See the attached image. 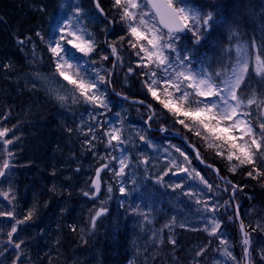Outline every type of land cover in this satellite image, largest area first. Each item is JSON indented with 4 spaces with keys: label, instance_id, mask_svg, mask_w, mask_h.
Wrapping results in <instances>:
<instances>
[{
    "label": "trees",
    "instance_id": "1",
    "mask_svg": "<svg viewBox=\"0 0 264 264\" xmlns=\"http://www.w3.org/2000/svg\"><path fill=\"white\" fill-rule=\"evenodd\" d=\"M60 1L0 0V21H3L2 23L0 22V26L4 30L3 35H1V42L4 46L0 52V68L3 71L12 72L14 69L24 68L30 63L31 65H35L33 56L38 55L43 58L42 61L44 63L49 65L50 69L45 73H51L59 77L55 73V65L50 59V53L47 51L46 43L58 39L59 32L57 30V24L68 15L66 8ZM71 1L69 0V2ZM77 2L83 12L80 23L87 28L88 32L93 34L97 48L92 56L84 58L74 56L72 49H69L67 57H69L72 63L80 65L82 75L86 74L91 77L95 72L99 71L107 78L111 62L110 60L104 61L101 59L103 55H108L102 45V37L104 34L103 26L107 27V25L98 18L90 0H77ZM111 3L112 0H102L106 11L110 12L109 18L113 21V30L110 35L112 43L116 42L120 35L125 34L126 29L118 22L117 11L111 9ZM206 8L211 9L214 18L211 22V31L205 33V40L195 45V47L193 45L192 48L188 40L183 39L180 42L181 51L191 52L193 60H202L203 64L213 68L211 69L213 72L218 69L223 71L224 69L221 66L223 64L231 65L232 60L228 58L232 51L238 50L240 44L248 50L252 57H254L253 44L256 46H264V0H212L211 6H206ZM22 31H25L23 37L30 36L32 38V43L23 46V51H21V46L14 47L17 35ZM37 32L41 33L44 38L43 40L35 35ZM33 45H35V54H33ZM118 47L120 55L123 58V65L116 66L114 75L112 76V85L115 91L141 99L147 103L150 101L156 109L155 122L151 126L159 128L161 125H164L167 128L171 126L176 128V130L182 133L196 147L205 162L220 170L219 174L221 177L225 178L227 176L233 184L244 186L240 193L249 195L254 208L264 216V187H262L264 181L247 177L246 173L248 168H238L232 176H229L228 162L226 160L215 155L212 157L204 156L203 153L207 152L205 142L193 133L183 129L181 125L175 124L174 118L166 113L159 104L151 100L150 95L143 86V77L138 75L142 69L136 67L137 57L132 54V50L127 47V43L125 42L122 46L118 45ZM229 48L231 51L227 53L225 50ZM93 59L95 63L92 62ZM7 64H10L11 67L6 69L4 65ZM129 67L133 69V78L126 76L129 73ZM249 72L252 73L251 68ZM65 83L67 84V81ZM101 87L106 91L110 104V110H105V115L98 117L101 122H105L104 129L98 128L92 121L91 114L98 113L100 110L94 109L90 105L76 104L67 109H60L35 94L18 93L10 83L8 85L2 84V79H0V121L3 119V116L8 117L9 114L14 112L20 113L25 111L28 112L27 116L31 113L33 114V119L42 117L45 113L48 116L49 123L57 128L56 133L65 137L61 138L54 133L40 147L35 144L36 137L25 139L21 145H16L21 148H26V153L23 156H19L17 153L14 154L13 162L15 166L11 169V173L6 178H0V192L11 191L15 196V200L9 204L8 201L0 197V211L14 210L16 216L22 219L31 208H34L37 211L36 214L41 217L42 224H38L35 221L30 226L28 223L19 226L17 234L13 237L15 242H19V239L22 237L20 236V228H24V230L26 228L32 229V236L35 239H32L31 244L27 248L23 246L18 251L13 245L7 243V233L10 231V225L13 221L6 217H0V264H21V262L22 264H49L50 261H54L56 264H64V261H66L65 251L67 245H77V243L85 242L93 248L92 243L96 241L107 242L111 245L104 255L105 257L108 255V260L104 262V259L94 264H172L173 262L187 264V248L193 242L200 240L201 235L199 233L186 232L181 229H177L172 233V239L176 241L175 246L166 240L167 237L163 233L158 236L159 243L155 248L150 243L145 245V247H148V254L150 253L147 257L140 259L136 255L129 247L127 233L136 232L137 227L141 226L143 228L141 229L143 236L141 240L144 241L147 238V226L144 224L139 225L137 219H130L131 213L126 211L129 203L122 207L121 196L115 195L118 191L116 186L113 188L112 196L106 207L108 209L107 213L113 212L116 215L121 213L120 215L123 216L125 221L124 223L129 225L135 224V227L124 229L120 225L112 228V233L101 234L102 224H100V221L98 222L99 219L96 221L95 226V228L97 226L99 227L98 233L90 226V218L95 213L96 205L94 201L88 200L83 195V192L89 189V184L87 174L85 175L83 173L81 166L87 164L90 171H92L106 162L105 160L98 159V156H106L108 151L105 145L100 142L101 139H106V137H103L102 132L110 129V126L115 124L117 108L119 105H122L121 102H118L109 94L105 85ZM41 105H45L43 112L39 108ZM31 109H34V112ZM146 114L147 112L143 108L135 107V119L139 116L145 117ZM89 124H92L95 135L100 138L93 141L95 148L92 151H89L86 145V141L90 137L81 132V129L87 132ZM0 127L2 126L0 125ZM69 129H71V132H69ZM19 135L20 133L16 134V131H14L8 134L7 138L15 139ZM18 142L19 139L15 140L12 145L8 146L9 149L15 146V144H18ZM54 146H57V149ZM66 150H68V153H71L70 158H68V154L66 156L63 155ZM2 151V144H0V152ZM52 152H55L57 155L51 157L49 154ZM113 154L117 155L118 152L115 151ZM60 157L63 162H66L65 166L79 169L78 172L80 174L75 175L78 177L72 176L74 178L73 180L68 179L69 176H66L50 184L51 175H54L60 169L57 162ZM107 162L116 166L112 161ZM109 173L107 170L101 173L104 184L107 181L114 182L115 180L111 173L109 176L107 175ZM206 173L214 184L220 185L209 171L206 170ZM16 178L21 179L22 182L14 186L13 181ZM25 179H27L26 182ZM111 184L114 185L113 183ZM36 186H41L44 190L46 189L45 186H49L52 195L57 200H61L65 204V207L78 205L77 208H80V205L84 204L87 208L84 210L87 212L86 215H82L79 211H74V209H61L59 211L60 217L58 219H62V221H58L52 231L56 233L57 237L62 234L65 235L60 239L57 238L56 241L48 242L45 239L44 242V238L42 237V234L49 227V222L44 223L45 218L43 217L47 211V204L44 198L48 197L45 194L36 192ZM61 201H53L51 203L57 205ZM102 207L105 206L102 205ZM19 208H22L24 215L20 214V211L18 212ZM67 213H73L78 220H67L65 218ZM157 221H161L160 217L159 219L156 218L154 223ZM83 224L85 226H81ZM73 228H75V231H73ZM229 232V235L232 237L234 235L233 230H229ZM122 235L125 237H122ZM88 238L89 241L87 242ZM38 242H44L43 247L42 249L36 250V260L34 262H28L22 254V251L29 250ZM61 243H64V248H62ZM234 251L237 254L236 245H234ZM18 254L20 255V261H16ZM89 258L87 256L83 260L87 262Z\"/></svg>",
    "mask_w": 264,
    "mask_h": 264
},
{
    "label": "snow or ice",
    "instance_id": "2",
    "mask_svg": "<svg viewBox=\"0 0 264 264\" xmlns=\"http://www.w3.org/2000/svg\"><path fill=\"white\" fill-rule=\"evenodd\" d=\"M93 3L99 16L103 17L108 24H112L113 21L109 18L110 12L106 11L102 0H93ZM111 9L117 11L118 22L126 29L125 34L120 35L116 42L108 45L111 48V56L115 57L113 67L123 65V58L120 55L118 45L122 46L126 42L127 47L132 50V54L137 57L136 67L142 69L138 75L143 77V86L151 100L171 115L175 124L181 125L183 129L201 138L207 148L213 150L215 156L226 160L230 172L235 173L238 168H248L247 177L264 181V107H262L264 106V97L258 99L255 92L246 95L245 78L249 71L250 57L247 53L238 56L237 65L233 67L231 74L221 78L222 73L219 71L214 75L193 71L191 52H182L178 48L181 34L185 32L191 33L195 44H200L205 33L211 31V22L214 18L212 11L201 15L199 9L186 5L184 0H112ZM82 15V9L76 7L74 11L75 22L73 19H69L58 29V39L46 43L50 59L55 65V73L67 81V85L72 86L68 88L65 85H60L53 90V95L61 104L70 101L71 104L90 105L92 108L100 110L98 113L91 114V117L98 128L104 129L105 122H101L98 117L105 115V110H110V104L107 93L101 86L110 84L111 80L99 71L91 77L86 74L82 75L80 65L70 62L67 58L69 49L75 50L76 53L84 57H90L96 52L97 44L93 34L88 32L87 28L80 23ZM35 35L41 40L44 39L40 32ZM17 43L23 51V46L32 43V38L30 36L18 37ZM252 47L254 49L255 74L264 76V46L253 44ZM225 51L230 53L231 49ZM239 51L240 49H238V53ZM33 54H35V45H33ZM101 59L107 61L109 56L103 55ZM92 62L95 63V60L93 59ZM10 67V64L4 65L6 69ZM128 72H133L132 67H129ZM108 75L111 76L112 73L109 72ZM218 78L219 82H217ZM116 95L120 94L116 93ZM139 103L149 110L145 123L150 128L151 124L155 122L156 109L150 101L146 104L144 101ZM252 106L261 111H253ZM7 118V116H3V119ZM254 120L256 121L255 124L253 123ZM257 127L258 131L256 130ZM158 130L164 133L167 131V127L161 125ZM11 131L13 129L0 127V144L3 148V151L0 152V178H6L15 166L13 162L14 153L8 146L12 145L19 137L7 138ZM81 132L90 137L86 141V145L87 149L92 151L95 148L93 141L100 139L95 135L92 124H89L87 132H84L83 129ZM102 135L106 139H101L100 142L105 145L108 151L106 156H98V159L106 162L95 170L94 178L90 182L94 191L83 192L85 197L92 199H95L101 191L102 172L107 170L116 178L124 177L128 174L126 169H129L133 163L130 154H123L129 140L123 135L121 127L106 129ZM138 140L149 148L154 147L146 135L138 134ZM115 151H120L121 156L114 155ZM175 152L183 157L184 162L191 164L188 154L178 147L175 148ZM196 159L203 163L198 151L196 152ZM107 161H116L118 165L113 166ZM136 162L138 165L147 166L149 164L147 158H141ZM208 167L213 166L208 165ZM213 170L219 175L220 170L218 168H213ZM169 174L173 176L184 174L185 178L189 180L198 178L200 184L204 185L209 192L213 191L214 186L199 171L190 170L184 163L176 159L167 161L162 174L156 178L155 182L163 184L164 178ZM226 183L232 185L233 199L236 192L242 191L244 187L233 184L231 181H226ZM168 187L172 191L183 190L184 184L181 181L174 185L169 184ZM112 191L113 187L109 184L107 192L110 194ZM224 191L227 192L229 189L225 188ZM119 192L122 196L127 195L124 186H119ZM183 195L192 198L197 194L192 190H187L183 191ZM0 197L8 201L9 204L15 200L11 191L0 192ZM194 203L202 205L203 213L211 214L204 217L203 231L209 237L219 239L220 245H227L228 241L219 235L224 222L218 219L216 214L220 207L229 206L228 202L225 201L223 205H220L213 203L210 199L196 198ZM132 211L136 212V209L134 208ZM107 212L106 207H99L90 218V226L94 229L96 221L101 216L106 215ZM139 214L145 215L147 218L145 213ZM0 217H6L13 221L10 225V231L7 233V243L13 245L16 250H21L24 242H15L13 237L17 234L20 225L33 219L34 210H29L22 219L16 216L14 210L0 211ZM233 218L239 219L238 206H236L233 214L228 216L230 221ZM255 230V228L252 229V231ZM240 231L243 234V259L249 261L251 259V233L245 230L243 220L240 221ZM169 243L173 246L176 245L174 239H169ZM210 243L211 241H209V245ZM206 250L207 248H203L197 251L196 255L201 256ZM224 255L231 256L227 247L224 249ZM259 255L260 259L264 261V249L260 250ZM232 259L236 260L235 257ZM16 261H20L19 254L16 256ZM236 264H239V261H236Z\"/></svg>",
    "mask_w": 264,
    "mask_h": 264
},
{
    "label": "rangeland",
    "instance_id": "3",
    "mask_svg": "<svg viewBox=\"0 0 264 264\" xmlns=\"http://www.w3.org/2000/svg\"><path fill=\"white\" fill-rule=\"evenodd\" d=\"M60 3L66 8L67 12L70 13L68 14V17L64 19V21L62 20L57 24V30L63 24L67 23L69 17L74 14L75 8L79 7L77 0H72L71 2H69V0H61ZM0 22L2 23L3 21ZM238 49H240L239 53L238 50L233 51L231 65L223 64L221 67L224 70H217L222 73L221 78H223L225 75H230L233 67L237 65L238 56H242L245 54L246 51L242 45H240ZM192 62L193 71L209 73V71L205 69V67H202L200 64L195 63L194 61ZM250 68L252 70L254 80L259 77L264 81V76H258L255 74L254 58L251 62V65H249V69ZM9 81H11V85L18 93H31L42 96L47 100V102L54 103L55 105H58L62 108L76 105L71 104L70 101L68 103L61 104L55 99L53 90L57 89L60 85H65L63 80L59 79V77L52 75L47 76L43 73L38 72H26L17 74ZM246 95L250 94L246 93ZM252 110L255 112H260V109H256L255 106H252ZM137 121L138 122L136 123H132L129 117L126 118L123 113H119L117 117L116 127H121L123 129V135L129 140V144L124 150L123 154H130L133 159V163L129 169H126V172L128 173L127 176L120 178L114 177V182L107 181L106 184H104L102 180L99 200L94 201L95 205L101 200V203H104L103 205L107 207V204L112 196L111 194L113 193V191L110 194L107 192V186L111 183L114 184H111L113 188L115 184L118 188V192H116L115 195L121 196V199L123 200L128 199L129 202L131 201L129 204L131 210L128 209V211L132 212L131 218L134 220L137 219L139 225L144 224L147 226V238H145L144 241L141 240L143 237L141 229L143 228L141 226L137 227L138 224L136 225V232H129V247L136 253V255L140 259H144L150 254H148L147 252L148 247H145L146 244L150 243L153 248H155L159 243L158 236L164 233L167 237L166 240L169 241V239H172V233L177 229H181L186 232L199 233L201 235L200 240L193 242L187 248V264H236V261H239V264H242L243 248L241 237L240 234L237 233L238 230L236 232V228L235 226H233V220H228V216L231 215V209H233L229 198V187L225 185H219V187H216L217 184H214L207 176V180L214 186L213 191L209 192L208 189L204 187V185L200 184L198 178L189 180L185 178L184 174H181L179 176H173L169 174L164 178L163 184L156 183V178L162 174V170L165 168V165L169 159H176L179 162L184 163L185 166L189 167L190 170L195 169L196 171H199L201 175L203 174L193 163L191 156L188 154L187 150L179 142H176L174 140H159L154 138L156 135H154V137H150L147 135L144 128V119L138 118ZM110 128H112V126ZM169 130L175 132V129H173V127H170ZM138 134L146 135L151 140L154 147L149 148L146 145L141 144L138 140ZM176 147L180 148L182 151L189 155L191 160L190 165L183 161V157H181L179 153L175 152ZM121 154L122 153L118 151L117 157L121 156ZM203 155L212 157L214 156V153L207 149V152L203 153ZM141 158H147L149 160V164L147 166L142 164L138 165L136 161ZM112 162L114 163V165H118V162ZM94 174L95 170L92 171V174H90L87 179L90 187L88 191L90 192L93 191L90 182L93 179ZM233 174V172L228 171L229 176H232ZM107 175L109 176L110 173ZM181 181L184 184L183 190L177 189L176 191H172V189L168 187L169 184L174 185L175 183ZM119 186H124L126 190L127 188H129V190H127L126 196H122L120 194ZM225 188H228L229 191H224ZM130 189L132 190V193ZM216 189H222L225 195H223V193L221 192L216 191ZM187 190H192L196 192L197 195L192 198L184 196L183 191ZM220 195H223L222 202L220 200ZM196 198H203L205 200L210 199L213 203H218L220 205H223L225 201L228 202L229 206L220 207L219 212L222 214V217H225V223H223L222 227H229L230 230H233L234 232L233 242L231 238H229L228 235L223 231L222 227L219 231V235L228 241L227 245H220L219 239L215 237H209L207 233L203 231L204 217L211 214L203 213L202 205H196L194 203V200ZM233 202H235V204L239 208V215L241 220H243L244 222L245 230L251 233L250 264H264V261L260 259L259 255L260 250L264 249V237H262V235H264V217L258 214L251 203V198L246 194H241L239 191H237L234 199L232 198V203ZM134 208L136 209V212L132 211V209ZM139 213H145L147 218H145V215ZM218 213L216 215L219 219ZM117 216L120 219L119 223H122V228L129 229L133 226L135 227V224L129 225L122 222L124 221V219L119 213L117 214ZM159 217L161 221H157L156 223H154V220L156 218L159 219ZM166 225H168V227H165ZM181 225H184V227H181ZM257 225H260V227H257ZM253 228H255L256 230L252 231ZM209 241H211L210 245ZM233 243L234 245H236L237 255H235V253L233 252ZM226 247L228 251L231 252V256L224 255V249ZM203 248H207V250L203 253V255L197 256V251ZM232 257H235L236 260L234 261ZM90 259L92 260L93 258L91 257L89 258V260ZM91 264H93V262ZM172 264L182 263L173 262Z\"/></svg>",
    "mask_w": 264,
    "mask_h": 264
},
{
    "label": "bare ground",
    "instance_id": "4",
    "mask_svg": "<svg viewBox=\"0 0 264 264\" xmlns=\"http://www.w3.org/2000/svg\"><path fill=\"white\" fill-rule=\"evenodd\" d=\"M3 29L0 26V52L3 50L2 47L4 46V44L1 42V35H3ZM26 31V30H25ZM25 31H22L21 33H18L17 38H23V34L25 33ZM15 46H20L17 43V40L14 44ZM43 58L39 57L38 55H34L33 56V62L35 63V65H31L28 64L27 66H25L24 68H16L14 69L12 72H7V71H3L0 68V79H2V84L8 85L9 83L11 84V80L14 76H16L17 74H21V73H32V72H38V73H45L47 70H49V65L44 63L42 61ZM27 67V68H26ZM42 72H41V71ZM47 74V73H46ZM48 75H52L51 73ZM23 107V106H21ZM39 108L43 110H45V105H41ZM31 111L34 112V109H31ZM30 111V112H31ZM28 112H14L9 114L7 119H2L0 121V125L2 127H8L13 129V131L9 132L12 133L14 131H16L17 133H20L19 137V142L18 144H15V146L11 147V151H13L14 154L17 153V155L19 156H23L26 153V148H21L19 146L16 145H21L25 139L28 138H32V137H36L35 139V144L36 146L40 147L43 146L47 139L54 133H56L57 128L49 123V119L48 116L44 113L42 115V117H36L37 119H33L32 115L33 114H29L27 116ZM56 135L60 136L61 138H65L63 135L57 134ZM20 143V144H19ZM57 149V146H54ZM68 154V158H70L71 153H68V150L64 151L63 155L66 156ZM51 157L56 156L57 154L55 152H52L51 154H49ZM88 160V158H87ZM90 160V159H89ZM58 162V166L60 167V169L54 173V175H51V183H55L57 182L60 178L62 177H66L69 176L68 179L73 180L74 177H78L75 175H79L80 173L78 171H76V169H74L73 167L70 168L68 166H65L66 162H63L61 157L58 158L57 160ZM81 170L83 171V173H85V175L87 174V176L90 173V168L87 164H83L81 166ZM20 177V176H19ZM27 181V179H25V182ZM20 182H22L21 179L16 178L15 181H13V185L16 186L18 185ZM45 190L44 188L42 189L41 186H36V192H39L41 194H45L48 198H44V201L47 204V211L46 214L43 215L44 219V223H48L49 222V227L47 229V231L42 234V237L44 238V242L45 239L48 242H53L56 241L57 238H62L65 234L59 235L57 237L56 233L54 231H52L58 221H62V219H58L60 217L59 215V211L61 209H74V211H79L82 215H86L87 212L84 211L87 208L85 207L84 204L80 205V208H77L78 205H69L68 207H65V204L62 203L61 200H57L53 195L52 192H50L49 190V186H45ZM53 201H61L59 202L57 205H54ZM102 203L101 200L99 203L96 204L95 207V211L99 208L102 207ZM30 210H34V217L31 221L27 222L28 225H32L33 222L37 221L38 224H42V221L40 220L41 217L39 215H37V211L34 208H31ZM20 211V214L24 215L22 212V208H19L18 212ZM36 214V215H35ZM110 214V215H109ZM107 213L106 215H103L99 218L98 222L100 221V224H102L101 226V230L100 233H104V234H108V233H112L113 230H111L114 227L117 226H122V223L120 221V219L118 218V216L116 214H113V212L111 213ZM25 216V215H24ZM67 220H78L73 213H67L66 217ZM63 218V219H65ZM236 218H234L233 220H235ZM81 226H85V224L81 225ZM21 232H20V236H22L19 241H23L24 243L22 244V247L24 246V248H27L30 244L32 239H35V237H33V232L32 229L30 228H26L24 230V228H20ZM94 231L96 233L99 232V227L97 226V228H94ZM28 235V236H27ZM128 237L129 234L127 233ZM83 236V235H81ZM122 237H125L124 235H122ZM81 239V238H80ZM89 241V238L87 239V242ZM44 242H38L36 243L32 248H30L27 251H22V254L25 256L26 260L28 262L36 260L35 258L37 257L36 255V250H39L40 248L42 249L43 247V243ZM62 244V248H64V243ZM110 243L107 242H103V241H96L94 243H92L93 248H91L87 243H77V245L71 244L70 246L67 245L66 246V251H65V257H66V261H64V264H91L93 262L94 263H99L101 261L104 262L108 260V255H105V252L109 249L110 247ZM89 256L90 258L92 257L93 259L89 260L86 262V260H83L85 257ZM80 260V261H77ZM49 264H56L54 261H50Z\"/></svg>",
    "mask_w": 264,
    "mask_h": 264
},
{
    "label": "water",
    "instance_id": "5",
    "mask_svg": "<svg viewBox=\"0 0 264 264\" xmlns=\"http://www.w3.org/2000/svg\"><path fill=\"white\" fill-rule=\"evenodd\" d=\"M101 17V16H100ZM102 19H104L103 17H101ZM185 33H183V34H181V35H184ZM117 97H119L120 99H123L124 100V98L123 97H121V96H118V95H116ZM129 102H131V101H129ZM137 103H139L138 101H135V104H137ZM139 104H141V103H139Z\"/></svg>",
    "mask_w": 264,
    "mask_h": 264
}]
</instances>
